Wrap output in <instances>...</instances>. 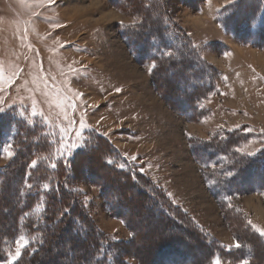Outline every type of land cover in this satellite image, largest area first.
Segmentation results:
<instances>
[{"label": "rangeland", "instance_id": "rangeland-1", "mask_svg": "<svg viewBox=\"0 0 264 264\" xmlns=\"http://www.w3.org/2000/svg\"><path fill=\"white\" fill-rule=\"evenodd\" d=\"M237 1H158L211 65L213 88L204 99L194 95L197 87L182 84L191 72L167 68L152 76L153 62L135 58L122 29L137 28L143 15L125 9L124 0H0V108L27 120L41 119L57 133L63 149L66 143L79 145L72 151L84 146L90 132L104 134L221 246L244 245L245 239L237 238L211 195L190 146L192 139L217 143L231 138L238 154L264 151V37L258 40L259 35L248 31L251 25L264 24V0H241L239 14L230 21L229 6ZM153 2L143 1L142 11L149 17L156 15ZM248 4L251 12L240 15ZM190 68L186 65L185 72ZM188 98L197 99V119L189 118L193 108ZM239 133L245 134L242 140L236 137ZM10 152L0 142V168L13 157ZM258 173L251 175L252 191L233 202L244 213V221L264 239L254 227L264 229V192L253 189L263 180ZM92 181L80 184L86 192L88 218L107 237L122 241L126 264L182 259L179 252L157 253L160 241L155 242L154 233L157 228L159 232L160 221L155 212L152 219L145 211L138 216L137 236H144L137 242L145 251L135 250V233L120 218L132 220V211L122 209L115 216L97 178ZM21 237L27 240L24 235L13 239L14 250L0 264H10L9 254H15ZM216 259L221 264H241Z\"/></svg>", "mask_w": 264, "mask_h": 264}, {"label": "trees", "instance_id": "trees-1", "mask_svg": "<svg viewBox=\"0 0 264 264\" xmlns=\"http://www.w3.org/2000/svg\"><path fill=\"white\" fill-rule=\"evenodd\" d=\"M124 1L125 9L143 15V22L137 28L122 29L135 58L139 62L142 59L153 62L152 76H159L158 69L167 68L191 72L189 80L185 78L182 84L187 83L189 89L197 87L194 95L205 99L213 88L211 65L201 57L191 37L175 25L171 15L161 10L158 5L161 0H153L157 5L153 17H149L147 11L143 13L144 0ZM240 3L241 0L229 6L230 21L233 15L239 14ZM249 8L250 4L240 15L251 12ZM248 31L259 35L258 40H261L264 24L257 28L251 25ZM240 32V35L244 33ZM186 65L191 68L185 72ZM196 100L190 101L191 120L200 116L196 113ZM16 113L13 110L0 113V142L13 151L8 164L0 168V261L6 260L10 250H14L13 239L24 235L29 243L12 264H126L122 241L107 237L88 218L86 192L80 184L97 178L100 189L107 195V207L115 216H119L122 209L132 211V220L120 218L135 233V250L145 251L137 242L144 236H137V229H141L138 216L145 211L152 219L155 212L160 221L157 224L159 232L157 228L154 233L158 238L155 242L160 241L157 253L179 252L177 255L182 257V262L170 258L168 264H213L216 258L264 264V239L244 221V213L233 202V198L252 191L254 172H260L258 175L263 180L253 183V189L264 192L263 150L252 155L238 154L231 138L217 143L214 140L190 141L192 155L206 177L211 195L237 238L245 239L240 248L226 249L104 134L88 133L84 146L72 151L71 157L66 152L62 156L64 149L49 125L41 119L31 121ZM243 135L239 133L236 137L242 140ZM69 160L70 166L66 167L65 162ZM211 166L215 167L208 172ZM240 230L251 239L242 236ZM196 247L202 251L195 252Z\"/></svg>", "mask_w": 264, "mask_h": 264}, {"label": "snow or ice", "instance_id": "snow-or-ice-1", "mask_svg": "<svg viewBox=\"0 0 264 264\" xmlns=\"http://www.w3.org/2000/svg\"><path fill=\"white\" fill-rule=\"evenodd\" d=\"M50 2L55 3V0H50ZM151 70L152 69H150V71ZM118 91H120V90L118 89ZM79 95H82V93L79 94ZM2 111H4V109L0 108V112H2ZM81 127H84V125L81 124ZM77 147H79V145H76L74 143H66L65 146H64V150L61 152V155L63 156L64 153L66 152L67 155L69 157H71L72 154H73L72 150L77 148ZM9 155L11 156V155H13V153L10 152ZM35 163H36L35 161L32 162L33 166H35ZM65 166L66 167L70 166V160L65 162ZM53 167H55V165H53ZM120 167H124V166L121 165ZM29 187H31V185H29ZM45 187L47 188L48 186L45 185ZM251 223L252 222L249 221V224H251ZM254 227H256L257 230L260 232V234L262 236H264V229H260L258 226H254ZM28 243H29V241L25 240L23 237H21V239L17 241V248H16V251H15V254L14 255H12L11 253L9 254V256H10V264H11V262H15L18 258L21 257V249L26 247L28 245ZM236 247L240 248L241 245L239 243H237ZM213 264H221V261L219 259H216L215 261H213ZM241 264H249V261L242 260Z\"/></svg>", "mask_w": 264, "mask_h": 264}]
</instances>
